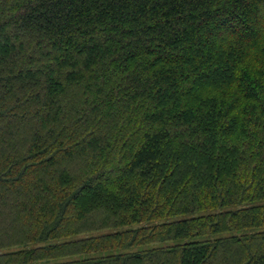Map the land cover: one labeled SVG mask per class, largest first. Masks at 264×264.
Wrapping results in <instances>:
<instances>
[{
	"label": "trees",
	"instance_id": "1",
	"mask_svg": "<svg viewBox=\"0 0 264 264\" xmlns=\"http://www.w3.org/2000/svg\"><path fill=\"white\" fill-rule=\"evenodd\" d=\"M0 264H264V0H0Z\"/></svg>",
	"mask_w": 264,
	"mask_h": 264
}]
</instances>
